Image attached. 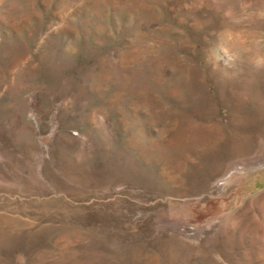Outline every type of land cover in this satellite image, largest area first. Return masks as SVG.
<instances>
[{
	"label": "rangeland",
	"instance_id": "obj_1",
	"mask_svg": "<svg viewBox=\"0 0 264 264\" xmlns=\"http://www.w3.org/2000/svg\"><path fill=\"white\" fill-rule=\"evenodd\" d=\"M0 264H264V0H0Z\"/></svg>",
	"mask_w": 264,
	"mask_h": 264
}]
</instances>
